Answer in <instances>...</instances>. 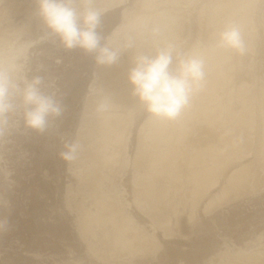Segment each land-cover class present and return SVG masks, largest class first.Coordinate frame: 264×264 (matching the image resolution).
<instances>
[{
    "label": "rangeland",
    "instance_id": "obj_1",
    "mask_svg": "<svg viewBox=\"0 0 264 264\" xmlns=\"http://www.w3.org/2000/svg\"><path fill=\"white\" fill-rule=\"evenodd\" d=\"M115 1L106 0L109 8L101 18V27L98 29L102 37L113 36L115 32L118 34L117 30L120 27V32L123 33L121 30L125 27L124 22L127 18L133 17L138 11L148 10L145 4L149 1L143 0L147 2L144 4L141 0L144 5L140 0H120L118 4H115ZM153 1L147 6H153ZM158 1H155L154 4ZM230 3L234 4L235 10L231 8V5L229 6ZM161 4L163 3L161 2ZM178 4L177 11L181 10L178 11L180 13L177 12V16L181 15L176 21L182 25L184 33L172 43L182 51L196 47L208 51L212 45L210 36L214 25L225 14H229L230 8L233 9L231 12L247 14L250 25L246 36L248 43L246 53L240 55L236 52H221V54L218 52L217 56L221 55L219 60L216 58L214 64H208L206 83L213 81L212 79L217 75L219 76L217 72L224 75L226 79L221 77L224 80V85L220 84L212 92L213 94H209V100L212 101L209 103L212 104H208L205 111L213 108L211 106H214V100H216L215 104L222 107L228 104V108L224 109L223 107L224 111L220 112V117L218 116L214 122L205 119L206 112L198 114L196 111H198L202 102L201 97L204 94L202 89L193 97L187 111L181 113L182 116L180 115L176 120L163 121L166 122L164 125H168V127L165 126L168 128L166 133L168 132L173 138L170 137V143L164 141L166 145H162L160 142L152 143V140L150 145H147L152 146L141 151L138 148L139 142L146 131V121L152 117L137 106L127 121L128 131L126 130L124 133L121 143L116 146L114 143L108 144L103 157L88 161L84 154L89 152L94 144H83V140L87 129L96 120L102 118L101 114L96 111L95 101L97 93L105 90L98 83V66L90 56H86L79 50H64L59 46L58 41L55 44L50 42L36 44L31 50L34 54L32 74L44 77L46 84L51 85V90L56 91L62 100L63 111L60 116L53 118L52 126L43 132L26 128L21 122L19 127L9 128L0 134V264H232L234 260H240L244 254L248 256L245 255V260L246 258L248 260L249 256L252 259H249L248 263L262 264L264 261V175L262 173L264 163H261V159L264 155V129L260 113L261 97L264 94V87H261L264 85V0H181ZM151 8L149 9L151 10ZM35 11L34 0H0V45L17 36L25 41L38 40L43 33V24L35 15ZM198 15H200L199 19ZM213 19L217 23L213 21V24H208ZM198 20L205 24L201 25L202 22L199 21V23ZM203 20H206L207 23ZM124 29L126 31V28ZM122 33L116 34V36L119 37ZM208 54L209 52L207 53L209 59ZM220 58L223 60L221 61ZM233 69L234 71H232ZM224 70H227L226 74ZM213 72L216 75H213L214 77H212ZM261 82L263 83L261 84ZM228 84L229 86H226ZM240 85L244 87L241 88ZM239 91L247 93L240 92V95L242 94L240 96ZM230 101L233 103L231 104ZM226 111L231 112L234 116L228 122L224 119ZM246 111L249 113L248 115H245ZM183 118L191 121V123L185 121L190 126L186 125ZM222 120H225L226 125L222 124L224 123ZM181 122H183V126L180 124ZM238 123L239 125L244 123L243 127L250 129L244 128V131L242 126H236ZM233 126L236 131H233ZM240 128L241 131L243 129L244 134L242 135H240L242 132L238 131ZM230 129L233 133L238 131L239 138H235V133L232 138L233 142L228 139H226L228 142L226 140L225 142L223 140V143L219 142L226 137L225 134H228L226 130ZM230 132L228 135L233 136ZM179 133L180 137L177 136ZM222 133L224 137H220L219 140L210 138V136L216 137ZM218 136L217 138H219ZM177 137L181 138L180 143L175 141L178 139ZM65 142L80 144L78 158L73 162L65 161L60 155L64 151ZM230 142L234 144L231 145L232 148L230 144L229 146L226 144L228 146L226 147L225 143ZM208 143H210L209 145L213 144L216 152L224 144L225 147L224 145L223 147L226 148V151L222 149L223 147L221 150L225 153L219 151V155L216 153V157L215 151L210 149L209 145V151H213L215 156L208 153L207 146H203ZM215 145L220 147L216 148ZM176 148L183 154L182 157H179L181 159L176 162L180 166L179 170L178 166L175 167L176 163L172 166L176 169V173L174 169H170L175 180H172L173 186L171 184L168 186L170 179L163 182L162 178L165 174H158L157 169V173L154 172L155 167L154 165L152 168L150 167L148 155L150 154L151 158L153 156L151 153L159 150L170 151L168 154L171 155H181ZM184 148L187 150L185 151ZM200 148L204 153L202 157L204 156L205 160L202 157L199 159L197 157V163L200 158L202 159L200 164L195 167L196 162L191 164L195 159L192 161L190 159L201 154L200 151L198 152ZM204 149L210 157L206 155ZM138 153L143 161L145 158L147 160L139 166L135 163ZM226 153L227 155H225ZM185 154L187 155L184 160ZM220 154H224L226 157ZM211 155L213 159H221L219 162L217 159L213 160L214 163L217 160L219 164L215 165L209 162L212 160ZM147 162L148 167L146 166ZM202 162L205 165L202 166L204 164ZM262 162H264V158ZM259 163L263 166L261 164L259 166ZM189 165L194 166L191 168ZM213 165L219 168L213 167L214 170ZM206 166H210L211 170L216 173L218 171L216 183L208 188L200 199L196 200L193 193L203 189L204 186L194 180L193 173L196 170H201L202 167L208 169ZM245 166L250 168L247 170L253 174L246 171ZM241 167L250 176H244L243 180L240 177L239 182L234 184L236 190L234 187L233 190L232 185L227 183L230 179L233 180L238 174H241ZM252 167L256 168L255 170L259 167L258 171L261 173L252 171ZM260 167L263 168L260 169ZM236 169L239 170L238 173ZM152 172L160 175V179ZM232 172L235 173L233 178L231 177ZM255 173L261 175L259 179L256 178L258 175ZM169 174L167 173V175ZM172 174L171 176H173ZM254 174L257 176L255 177ZM167 175L166 177H168ZM252 176L254 182L250 181ZM134 178L143 179L141 182L145 179L146 182L153 183L154 190L165 186L162 187V190L166 191L167 189L169 193L172 191L171 196L169 193V196L167 194L168 200H165L167 202L169 199L170 202L173 200L174 204H168L170 202L166 203L162 199L165 201L163 202L166 207L168 208V205L170 207L167 210L159 206L155 209L160 210H155L151 204L141 203L135 199L140 189L137 185L135 186V182L140 183V180L134 181ZM261 178L262 181H260ZM256 179L261 184L257 183ZM249 181L252 188H249L251 187ZM248 182L249 184H247ZM242 184L243 187L244 185L246 187L247 184V187H240ZM236 185H239L240 188ZM223 186L226 187L222 188ZM193 187L197 189L195 190ZM227 187L229 190H226ZM237 188L239 191L242 189L243 191L237 193ZM225 192L228 193V197H226L227 193L224 194ZM229 193H235L238 197L231 196L230 199L231 194ZM239 194H241L240 197ZM173 197L174 199H172ZM218 198L222 200V204ZM224 198L231 201L225 203ZM210 199H215V201L205 210L203 207ZM215 202L219 203L215 204ZM137 203H140V206ZM170 208L175 210L172 211ZM85 214H95L97 221L90 222L86 234H82L81 219ZM115 220L123 222L120 228L116 227L115 223L112 224ZM120 238L126 239L125 246L122 245ZM144 242L146 244L149 242V245L147 244L145 247ZM136 243H140L142 246L139 247L140 244ZM126 244L129 246L127 247L129 251H119L123 249L122 246L126 248ZM135 246L142 251H139Z\"/></svg>",
    "mask_w": 264,
    "mask_h": 264
},
{
    "label": "clouds",
    "instance_id": "obj_2",
    "mask_svg": "<svg viewBox=\"0 0 264 264\" xmlns=\"http://www.w3.org/2000/svg\"><path fill=\"white\" fill-rule=\"evenodd\" d=\"M34 3L35 15L43 24L38 40L25 41L17 36L0 45V134L19 127L21 122L26 128L43 132L63 111L62 100L51 85L46 84L44 77L32 74L31 50L38 43L58 41L64 50H79L90 56L97 66H111L123 51L137 47L129 61L127 82L139 108L157 121L176 120L205 87L207 49L182 51L170 41L141 48L134 43L133 33L142 35L149 31L143 21L119 37H102L98 29L109 8L106 0H34ZM248 30L246 13L225 14L211 33L212 51L244 55L248 50ZM150 34L160 36L162 29L153 26ZM97 97L96 111L109 112L110 98L103 92H98ZM63 147L62 159L73 162L78 158V142H65Z\"/></svg>",
    "mask_w": 264,
    "mask_h": 264
},
{
    "label": "bare ground",
    "instance_id": "obj_3",
    "mask_svg": "<svg viewBox=\"0 0 264 264\" xmlns=\"http://www.w3.org/2000/svg\"><path fill=\"white\" fill-rule=\"evenodd\" d=\"M141 1V0H140ZM143 1V0H142ZM141 1V3L143 4V2ZM145 1H149L148 3L147 2H144V4L145 3H147L148 5H150L149 3L152 1H150V0H145ZM155 1H157V0H154L152 3H153V6L155 5V6H157V7H155L154 6V8H153V6H147V4H145L146 5V7L148 8V10L146 9V7H145V11L144 10H142V12L140 11H138V13H135L134 14V16L133 17H129V18H127L126 20H125V22H124V28H126V30H128L129 28H131V27H133L134 25H137V24H139L140 22H146L147 23V25H148V29H149V31L148 32H145V33H143L142 35L141 34H137V33H133V35H134V43L136 44V45H138V46H140L141 48H151V47H153L154 46V44H157V43H162V42H164V41H170V42H172V41H177L178 39H179V37L180 36H182L183 35V33H184V31H182V29H183V27L181 28V24L180 23H178L176 20L178 19V16L179 15H181V14H179L178 16H177V12L179 11V10H181V9H179L178 11H177V9L178 8H176V6L177 5H179L178 3H179V1H181V0H162V1H158L157 3H155L154 4V2ZM120 2V0H116L115 1V4H118ZM161 2L163 3V4H161ZM113 3V2H112ZM151 3V4H152ZM165 3V4H164ZM142 4H141V6H142ZM143 4V5H144ZM188 4V3H187ZM232 6L231 8H234V4L232 5L231 3L229 4V6ZM238 5V4H237ZM237 5H235V6H237ZM241 5V4H240ZM143 7V6H142ZM152 7V8H151ZM238 7H239V5H238ZM149 8H151V10L149 9ZM230 8V12L229 13H232V12H235V11H232L231 12V10H233V9H231ZM240 8V7H239ZM239 8H237L236 7V9H239ZM234 10H235V8H234ZM178 13H180V12H178ZM199 16L200 15H198V19H199ZM201 16H202V14H201ZM202 19H203V17H201ZM201 19V20H202ZM183 20V19H182ZM201 20H198V22L200 21V22H202ZM218 20V19H217ZM203 21H206V20H203ZM212 21V22H211ZM213 21H215L216 22V20H210L209 22H208V24H213L214 22ZM199 22V23H200ZM206 23H207V21H206ZM217 23V22H216ZM184 24V23H183ZM205 23H201V25H204ZM200 25V24H199ZM250 25V24H249ZM122 26V25H121ZM153 26H160V28L162 29V35H160V36H157V37H153L151 34H150V29L153 27ZM205 27V26H204ZM121 28V27H120ZM120 28H118V32L119 33H122V32H120ZM124 28H122V30L121 31H123L124 32ZM185 28V27H184ZM117 29V28H116ZM124 29V30H123ZM200 30V29H199ZM118 33V34H119ZM117 34V32H115V35ZM117 34V35H118ZM202 38V37H201ZM211 48V47H210ZM208 49V51H207V53L209 52V59L207 58V63L208 64H211V63H213L214 64V61H215V59L217 58L218 60H219V57L221 56L220 54H221V52H219L220 54V56L218 57L217 55H218V52H214V51H212V49ZM137 51V47H133V48H129V49H127V50H125V51H123L122 53H121V56H120V58H119V60L117 61V63H115V64H113V65H111V66H98V69H97V74H98V76H99V78H98V83L101 85V86H103L104 88H105V90L103 91V94H105V95H107L109 98H110V100H111V104H112V107H111V109H110V111L109 112H107V113H104V114H101V116H102V118H100V119H98V120H96L88 129H87V131L85 132V139L83 140V144H89V143H93L94 144V147L92 148V149H90L89 150V152H87V153H85L84 154V157H85V159L86 160H88V161H93L94 159H99L100 158V156L101 157H103V154H104V150H105V148L107 147V145L108 144H110V143H114L115 144V146L116 145H118V144H120L121 143V141H122V138H123V135H124V133L126 132V130H127V127H129V126H127V121L131 118V116H132V113L133 112H135V110H136V108H137V106H138V102H137V99L135 98V97H133L132 95H131V86L128 84V82H127V69L129 68V67H131V65H130V63H129V61H130V58L135 54V52ZM207 53H206V55H207ZM232 57V56H231ZM241 57V56H240ZM237 58V57H236ZM240 59V58H239ZM218 60H216V61H218ZM220 60H221V58H220ZM223 60V59H222ZM221 60V61H222ZM238 60V59H237ZM239 62V61H238ZM216 63V62H215ZM210 67V66H209ZM228 69V68H227ZM232 69V68H231ZM225 71V74H226V72H227V70H224ZM231 71V70H230ZM232 71H234V69L232 70ZM215 72H213V74H212V77H214L213 75H215L214 74ZM217 74H219V76L217 75H215L216 77L215 78H213L212 80L213 81H211V82H208V83H206L205 84V87L203 88V91H204V94H203V96L201 97L202 98V102H201V104L199 105V108H198V111H196L198 114H200V113H204V112H206L207 114H205L206 115V117H205V119H209V120H213V122H214V120L216 121L217 120V117L219 116L220 117V112L221 111H224V109L225 108H228V104L227 105H224L223 107H224V109H223V107L222 106H219L218 104H215V102H216V100H214L215 102L213 103L214 104V106L212 105L211 107H213V108H211V109H209V111H205V110H207V108H208V104H212V103H209V102H212V101H210L209 100V94L210 93H212L213 91H215L217 88H218V86L220 85V84H222V85H224V80L223 79H221V77L223 78V77H225L224 75H220V72L218 73L217 72ZM222 74V73H221ZM230 76V75H229ZM225 79H226V77H225ZM96 80V79H95ZM226 81V80H225ZM243 81V80H242ZM241 81V83H243ZM223 82V83H222ZM228 82V81H227ZM234 83V82H233ZM263 82H261V84H262ZM230 84H231V82H230ZM245 84V83H244ZM260 84V85H261ZM222 85H221V87H222ZM246 85V84H245ZM226 86H229V84L228 85H226ZM233 86V85H232ZM231 86V87H232ZM241 86V88H243L244 86H242V85H240ZM247 86V85H246ZM221 87H219L220 89H221ZM238 87V86H237ZM236 87V88H237ZM262 88L264 87V85H262L261 86ZM225 89V88H224ZM224 89H223V93H224ZM227 89H229L230 90V88H227ZM260 89V88H259ZM219 90V89H218ZM228 90V91H229ZM233 91V90H232ZM231 91V92H232ZM238 91V90H237ZM247 91V90H246ZM218 92V91H217ZM230 92V91H229ZM240 92L241 91H239V95H240ZM244 93H242V94H245V93H247V92H245V91H243ZM215 93V92H214ZM213 94V93H212ZM221 94V93H220ZM225 94V93H224ZM223 94V95H224ZM241 94V95H242ZM233 95V94H232ZM237 95V94H236ZM238 95V96H239ZM240 95V96H241ZM221 96H222V94H221ZM230 96V95H229ZM212 97V96H211ZM223 97V96H222ZM221 97V98H222ZM98 98V97H97ZM213 98V97H212ZM224 98V97H223ZM229 98V97H228ZM231 98V97H230ZM233 98V97H232ZM239 98V97H238ZM211 99V98H210ZM233 100V99H232ZM244 101V100H243ZM231 102V101H230ZM248 102V101H247ZM261 102H262V108H261V117L260 118H262V122H261V124H263V129H264V94L262 95V97H261ZM218 103V102H217ZM224 103V102H223ZM233 102H231V104H232ZM246 104V103H245ZM209 105V106H210ZM244 105V104H243ZM227 106V107H226ZM238 106V105H237ZM242 106V105H241ZM96 107V106H95ZM230 107H231V105H230ZM206 108V109H205ZM229 109H231V108H229ZM239 109H241L240 107H239ZM238 109V110H239ZM187 111V110H186ZM229 111V110H228ZM242 112V111H241ZM222 113V112H221ZM244 113V112H243ZM242 114V113H241ZM249 113L246 111L245 112V115H248ZM182 116V115H181ZM187 116V115H186ZM244 116V115H243ZM226 117V118H225ZM225 117H224V119H226V121L228 122L229 120H231L234 116H232V113L231 112H227L226 111V114H225ZM195 118H197V116H195ZM183 119H185V118H183ZM191 119V118H190ZM187 119H185L184 120V122L186 121ZM197 120V119H196ZM204 120V119H203ZM240 120V119H239ZM238 120V121H239ZM180 121V120H179ZM205 121H208V120H205ZM204 121V122H205ZM223 122L225 121V120H222ZM147 123H146V131L144 132V134H143V136H142V138H141V140H140V142H139V150H141L142 151V149H144L145 150V148L146 147H149V146H147V145H150V142L152 141V143L154 142V143H157V142H160L162 145H166V142H164V141H169L168 143H170V140L171 139H173L171 136H170V134L167 132L166 133V129H168V128H166L165 126H167L168 127V125L166 124V125H164L165 123L164 122H161V121H157V120H155L154 118H148V121H146ZM187 122H189L188 120H187ZM197 122H199V121H197ZM219 122V121H218ZM231 122V121H230ZM240 122V121H239ZM183 122H181L180 124L183 126V124H182ZM186 123V122H185ZM189 123H191V121L189 122ZM189 123H186V125L187 126H190V124ZM195 123V122H194ZM207 123H209V122H207ZM244 123H245V120H244ZM244 123L242 124V125H239V123L236 125V126H242L243 127V125H244ZM180 124H178V126H180ZM199 124V123H198ZM217 124V123H216ZM223 125L225 124L226 125V123L224 122V123H222ZM241 124V123H240ZM246 124V123H245ZM131 125V124H130ZM210 125V124H209ZM171 126H172V124H171ZM245 126V125H244ZM247 126V125H246ZM216 127V126H215ZM175 128V127H174ZM179 128V127H178ZM207 128V127H206ZM218 128V127H217ZM233 128H234V126H233ZM250 129V128H246V127H243V129ZM145 129V128H144ZM180 129V128H179ZM238 129H239V127H238ZM237 129V130H238ZM243 129H242V131H241V128H240V130H238L239 132L241 131L242 133L240 134L238 131V135L240 134V135H242V134H244L243 133ZM245 129H244V131H245ZM173 131L175 130V129H172ZM178 130V129H177ZM176 130V131H177ZM184 130V129H183ZM193 130V129H192ZM231 130V129H230ZM230 130H226V132L229 134V132H230ZM128 131V130H127ZM200 131V130H199ZM202 131V130H201ZM232 131V130H231ZM233 131H236L235 130V128H234V130ZM233 131H232V133L230 132V134L232 135L233 134V136H229L228 134H225L226 135V137H224L223 135V133L221 134V135H217L219 138H217V136L215 137H211L210 135V138L212 139V138H214V139H216V140H219L220 139V137L222 138V137H224V139L222 138V140H220L219 142H221L222 141V143H223V140H224V142H225V140L226 139H228V141H232L233 142V137H234V134L236 135L235 136V138H239L238 136H237V132H234L233 133ZM248 131V130H247ZM246 131V132H247ZM264 131V130H263ZM179 132V131H178ZM204 132V131H203ZM128 133V132H127ZM200 133V132H199ZM217 133V132H216ZM225 133V132H224ZM203 134V133H202ZM246 134V133H245ZM206 135V134H205ZM204 135V136H205ZM208 135V134H207ZM206 135V136H207ZM228 135V136H227ZM174 136V135H173ZM178 137H180V133H179V135H177ZM200 136H202L201 135V133H200ZM170 137H171V139H170ZM177 137V138H178ZM182 137V139H183V135L181 136ZM264 137V136H263ZM200 138V137H199ZM208 138V137H207ZM234 138V139H235ZM240 138H242V137H240ZM169 139V140H168ZM174 139H175V137H174ZM179 139V140H178ZM177 140H175V141H177V142H181L180 140H181V138H178ZM211 139H209V140H211ZM229 139H232V140H229ZM262 139V138H261ZM196 140V139H195ZM203 140H205V139H203ZM213 140V139H212ZM148 141V142H147ZM227 141V140H226ZM227 141V142H228ZM235 141H237V140H235ZM262 141H263V139H262ZM184 142V141H183ZM182 142V143H183ZM196 142V141H195ZM232 142H230V143H225V145L227 144L228 146H229V144H230V146L233 144ZM151 143V144H152ZM165 143V144H164ZM176 143V142H175ZM178 143V144H179ZM211 143V142H210ZM210 143H208V144H206V145H203V146H207V148H208V150H207V152L208 153H210V154H212V155H214L215 156V154L216 153H218V155H219V151H222L221 150V148L223 147V145H221L222 147L218 150V152H216L217 150L216 149H214L215 147H213V144H211V145H209ZM221 143V144H222ZM235 143V142H234ZM195 144V143H194ZM262 144V143H261ZM175 145V144H174ZM181 145V144H180ZM208 145L209 146H211V147H213V148H211L210 147V149H213L214 151H215V154H214V152L212 153V152H210L209 151V147H208ZM225 145H224V147H225ZM226 145V147H228ZM234 145V144H233ZM232 145V146H233ZM152 146V145H151ZM150 146V147H151ZM202 146V147H203ZM216 146V145H215ZM232 146H231V148H232ZM149 147V148H150ZM185 147V146H184ZM201 147V148H202ZM204 147V148H205ZM217 147H220V146H216V148ZM224 147L222 148L223 150H225L224 149ZM110 148H111V146H110ZM174 148V147H173ZM178 148V147H177ZM176 148V149H177ZM200 148V150H198V152L200 151V155L198 154V156H196V155H194V156H196V157H194V158H192V159H190L191 161L192 160H194V162H191V164L192 163H197V160L199 159V157H202V155H204V153H202L201 152V149ZM207 148H205V149H207ZM231 148H229V149H231ZM261 148V147H260ZM259 148V149H260ZM170 149V148H169ZM172 149V148H171ZM185 149V148H184ZM198 149H199V147H198ZM204 149V151H205V153H206V155L208 156V157H210V155H208L207 154V152H206V150ZM263 149V148H262ZM147 150V149H146ZM156 150V149H155ZM159 150V149H158ZM178 150V149H177ZM176 150V151H177ZM187 150V148L185 149V151ZM195 150H196V148H195ZM181 150H178V152H180ZM226 151V150H225ZM225 151H222V153L224 152L225 153ZM261 151V150H260ZM170 152V151H169ZM169 152H167V150L166 151H163V150H159V151H156V152H153V153H151V155L153 154V156L150 158L149 156H150V154L148 155V158H149V165H150V167L152 168L153 167V165H154V172H156V169H157V171H158V174L160 173V175L163 173V174H165V176L162 178V180H163V182L166 180V179H170V182H168V186H170V184H171V186H173L172 185V180H175L174 178H175V176L172 174V170L174 169V171L176 170L175 168H173L172 166H173V164H175L179 159H181V158H179L180 156L182 157V154L183 153H181V155H175V154H173L172 152V154L173 155H171V154H168ZM173 152H174V149H173ZM177 152V153H178ZM262 152H263V150H262ZM111 153V152H110ZM175 153V152H174ZM176 153V154H177ZM197 153V152H196ZM227 153H230V152H227ZM227 153L225 154V155H227ZM232 153V152H231ZM263 154V153H262ZM112 155H113V153H112ZM112 155L110 154V156L112 157ZM186 155L187 154H185V157H184V160H185V158H186ZM205 155V156H206ZM212 155H211V159L212 160H210L209 162H212V164L214 163V159H217L218 160V162L219 161H221V159L219 160L218 158H212ZM220 155H223V157H226V156H224V154H220ZM115 156V155H114ZM136 156H138V158L136 159V165H140L142 162H146L147 160H146V158H145V161H143V159H141L140 157H139V153H138V155H136ZM193 156V155H192ZM213 156V157H214ZM231 156H232V154H231ZM244 156V155H243ZM198 157V159H196ZM207 157V158H208ZM216 157H217V154H216ZM218 157H220V156H218ZM223 157H221L222 159H223ZM203 159L205 158L204 156L202 157ZM202 158H200V160L202 159ZM229 158V157H228ZM231 158V157H230ZM241 158V157H240ZM263 158H264V155H263V157H262V159H261V157H260V159H261V163H264V162H262L263 161ZM80 159V158H79ZM82 159V158H81ZM84 159V160H85ZM108 159V158H107ZM109 159H111V158H109ZM208 159H210V158H208ZM260 159H259V161H260ZM83 160V159H82ZM199 160V162H201ZM205 160V159H204ZM203 160V161H204ZM217 160H215L216 161V163H217ZM224 160H225V158H224ZM228 160V159H227ZM236 160V159H235ZM109 161V160H108ZM112 160H110L109 162H111ZM121 161V160H120ZM207 161V160H206ZM230 161V160H229ZM232 161V160H231ZM258 161V162H259ZM108 162V163H109ZM197 163V164H194L195 165V167L198 165V164H200V163ZM205 162V161H204ZM204 162H202V163H204ZM223 162V161H222ZM94 163V162H93ZM92 163V164H93ZM105 163H107V162H105ZM107 163V164H108ZM127 163V162H126ZM134 163V164H135ZM190 163V162H189ZM188 163V164H189ZM208 163V162H207ZM214 163L215 165H217V164H219V163ZM261 163H259V166H260V164ZM180 164V163H179ZM209 164V163H208ZM222 164V163H221ZM100 165V164H99ZM148 165V162L146 163V166L148 167L149 166ZM185 165V164H184ZM187 165V164H186ZM185 165V166H186ZM193 165V166H194ZM203 165H205V163L204 164H202V166ZM250 165V164H249ZM252 165H253V163H252ZM178 166V167H177ZM193 166H190L189 165V167H193ZM201 166V165H200ZM211 166V165H210ZM210 166H206L208 169H206L205 167L202 169L201 168V170H196L194 173L192 172V171H190V173L192 172L193 173V175H194V177H195V181L196 182H198V183H200V185L202 184L204 187H203V189H200L199 191L197 190L195 193H193L194 194V196H196V200H198V199H200V197L204 194V193H206V191H207V189L208 188H210L211 186H213L215 183H216V179H217V173H218V171H217V173H216V171H214L215 169L213 168V167H215L214 165L212 166V168L214 169V170H211V167ZM221 166V165H220ZM225 166V165H224ZM261 166H263L262 164H261ZM98 167V166H97ZM172 167V168H171ZM175 167H177V169L179 170V165H177V163L175 164ZM210 167V168H209ZM244 167V166H243ZM243 167H241V170L243 171ZM250 167V166H249ZM99 168V167H98ZM151 168H150V170H151ZM184 168V167H183ZM200 168V167H199ZM215 168H219V167H215ZM221 168V167H220ZM245 168H246V166H245ZM263 167H260V169H262ZM170 169H172V170H170ZM247 169H249L250 170V168H246L245 170L246 171H249V170H247ZM256 168H254L253 169V167L251 168V170L253 171V170H255ZM258 169H259V167L257 168V170H255V172H257L258 171ZM152 170V171H153ZM177 170V171H178ZM187 170V169H186ZM186 170H184V171H186ZM189 170V169H188ZM240 170V171H241ZM263 170H264V168H263ZM262 170V171H263ZM171 171V172H170ZM173 171V172H174ZM236 171H237V173H238V171L239 170H237L236 169ZM241 171V174H238L237 175V177L236 178H233V176H234V174L235 173H233V175L231 176V174H230V176L233 178V180H231L230 179V181H228V183L227 184H229L230 186L232 185V188L235 186L234 184L235 183H238L239 182V179H241L240 177H242V180L244 179V176H247V177H249L250 175L249 174H246L245 173V171H243L242 172ZM154 172H152L153 174H156V173H154ZM250 173H252L251 171H249ZM75 173V172H74ZM79 173H80V171H79ZM78 173V174H79ZM151 173V174H152ZM167 173L169 174V173H171L173 176H171V174H169V175H167ZM175 173H176V171H175ZM174 173V174H175ZM189 173V174H190ZM240 173V172H239ZM257 173H261V172H257ZM257 173H255V174H257ZM263 173V175H264V171L262 172ZM80 174H82V173H80ZM100 174V173H99ZM146 174V173H145ZM152 174V175H153ZM179 174V173H178ZM189 174H187L188 176H189ZM220 174V173H219ZM246 174V175H245ZM253 174V173H252ZM254 174V175H255ZM159 175V176H160ZM166 175L168 176V177H166ZM258 175V174H257ZM257 175H255V177L257 176ZM263 175H262V177H263ZM135 176V175H134ZM154 176H157L159 179H160V177L156 174V175H154ZM176 176H178V175H176ZM261 176V175H260ZM259 175H258V177H256V178H258L259 179V177H260ZM157 177H155V178H157ZM166 177V178H165ZM170 177V178H169ZM173 177V178H172ZM192 177V176H191ZM235 177V176H234ZM139 178V177H138ZM137 178V179H138ZM136 178H134V181H138V180H140V179H136ZM142 179V178H141ZM264 179V178H263ZM143 180V179H142ZM142 180H140L139 182L140 183H137V182H135V186L137 185L140 189L138 190V192L137 191H135V192H137V198H135V199H137L138 201H140L141 203H146V204H151L154 208L153 209H155V207L157 208H159V206H160V208H163V209H167L168 210V208L170 207L169 205H168V208L166 207V204H164V202L166 201L165 199H167V198H169L168 196H169V194L172 192L171 190V192L169 193L168 191L169 190H167L166 189V191L165 190H162V187H165V186H162V187H159L158 189H155L154 190V186L155 185H152V184H150V183H148V182H146L145 181V179H144V181L143 182H141ZM146 180H149V179H146ZM156 180H158V179H156ZM192 180V179H191ZM226 180H229V179H226ZM242 180H240V182L242 181ZM245 180H248V179H245ZM150 181V180H149ZM168 181V180H167ZM177 182H178V180H176ZM250 181H253L254 182V180H253V176H252V179H250ZM249 181V182H250ZM256 181H257V179H256ZM260 181H262V178H261V180ZM260 181H257V183H259ZM180 182V181H179ZM189 182H190V180H189ZM227 182V181H226ZM243 182V181H242ZM241 182V183H242ZM246 182V181H245ZM249 182L247 183V184H249ZM134 183V182H133ZM240 183V184H241ZM160 184V183H159ZM158 184V185H159ZM243 184H244V182H243ZM243 184H242V186H240V187H243ZM247 184H246V187H247ZM255 184V183H254ZM253 184V185H254ZM259 184H261V182L259 183ZM158 185H156V186H158ZM183 185V184H182ZM223 185H225V184H223ZM250 185H251V182H250ZM249 185V186H250ZM160 186V185H159ZM167 186V185H166ZM198 186V185H197ZM227 186V185H226ZM226 186H223L222 188H224V187H226ZM237 186V185H236ZM239 186V185H238ZM237 186V187H238ZM258 186V185H257ZM183 187V186H182ZM195 187V186H194ZM193 187V188H194ZM202 187V186H201ZM207 187V188H206ZM240 187H238V188H240ZM244 187H245V185H244ZM243 187V188H244ZM245 187V188H246ZM259 187H261V186H259ZM258 187V188H259ZM205 188H206V190H205ZM231 188V187H230ZM235 188V187H234ZM234 188H233V190H234ZM237 188V190H238V192L237 193H240V191H243V189L242 190H240L239 191V189ZM249 188H252V185H251V187H249ZM135 189H137V188H135ZM161 189V190H160ZM170 189V188H169ZM195 190L197 189V188H194ZM255 189H257V188H255ZM254 189V190H255ZM157 190V191H156ZM160 190V191H159ZM226 190H229V187H227V189ZM235 190H236V188H235ZM247 190V189H246ZM245 190V191H246ZM251 190V189H250ZM253 190V189H252ZM251 190V191H252ZM221 191V190H220ZM224 191V190H223ZM231 191V190H230ZM244 191V192H245ZM165 192H167V193H165ZM248 192V191H247ZM169 193V194H168ZM227 192H225L224 194H226ZM233 193V192H232ZM236 193V192H235ZM235 193L234 194H231V193H229V194H231L230 195V199L232 198L231 196H237V195H235ZM236 193V194H237ZM242 193V192H241ZM167 194H168V196H167ZM173 195H174V193H172ZM221 194V193H220ZM223 194V193H222ZM136 195V194H135ZM240 195L241 194H239V197H240ZM170 196H171V194H170ZM214 196H216V195H214ZM217 197V196H216ZM226 197H228V193H227V196ZM233 197V198H234ZM238 197V196H237ZM211 198V197H210ZM221 198V197H220ZM220 198H218L219 200H220V203L222 204V200L220 199ZM162 199H164L163 201H162ZM172 199H174V197L172 198ZM194 199V198H193ZM217 199V198H216ZM225 199V198H224ZM228 199V198H227ZM230 199H228V200H226L225 199V203H227V201L228 202H230L231 200ZM235 199V198H234ZM233 199V200H234ZM168 200V199H167ZM196 200H193V201H196ZM219 200H216V201H219ZM230 200V201H229ZM137 201V202H138ZM172 202H173V200H171ZM214 201H215V199H210L209 201H208V203H206V205H205V207H203L204 209L206 208H208L209 206H211L212 205V203H214ZM162 202H163V204H162ZM168 202H170V199H169V201ZM167 201H166V203H168ZM172 202H170V203H168V204H171ZM135 203H136V200H135ZM216 203H219V202H215V204ZM224 203V202H223ZM138 204V206H140V203H137ZM161 204L162 205H164L163 207L161 206ZM172 204H174V203H172ZM214 204V205H215ZM224 205V204H223ZM172 206V205H171ZM174 206V205H173ZM216 206V205H215ZM218 206H220V205H218ZM222 206V205H221ZM144 207H146V206H144ZM166 207V208H165ZM176 207V206H175ZM175 207H171V208H175ZM194 207V206H193ZM214 207V206H213ZM151 209H152V207H150ZM170 208V209H171ZM103 209H104V206H103ZM169 209V210H170ZM203 209V210H204ZM205 209V210H206ZM212 209V208H211ZM138 210V209H137ZM155 210H160V209H155ZM172 211H174L173 209H171ZM210 210V209H209ZM166 211V210H165ZM208 211V210H207ZM83 212V211H82ZM140 212H142V211H140ZM204 213H205V211H203ZM84 213V212H83ZM147 213V212H146ZM207 213V212H206ZM152 214V213H151ZM150 216H152V215H150ZM102 218V217H101ZM157 218V217H156ZM153 219V218H152ZM94 220H96L97 221V217H96V215L95 214H85L83 217H82V219H81V232H82V234H86V231L88 230V226H89V223L91 222V223H93L92 221H94ZM156 220V219H155ZM102 221V220H101ZM100 221V222H101ZM104 221V220H103ZM123 221V220H122ZM163 221H165V220H163ZM105 222V221H104ZM155 222V221H154ZM157 222H158V220H157ZM156 222V223H157ZM106 223V222H105ZM115 223V225H116V227H119L120 228V226H121V224L123 223H121L120 221H116L115 220V222L113 221V223L112 224H114ZM107 224H109V223H107ZM155 224V223H154ZM164 223H162V225H163ZM156 225V224H155ZM158 225H160V224H158ZM157 225V226H158ZM165 225V224H164ZM99 227H100V225H99ZM113 228H115V227H113ZM116 229V228H115ZM117 230V229H116ZM166 233V232H165ZM169 234V233H168ZM105 237V236H104ZM119 237V236H118ZM117 237V238H118ZM121 237V236H120ZM121 239V238H120ZM126 239H121L120 241H121V243H123L122 245H124L125 243H126V241H125ZM104 241V240H103ZM123 241V242H122ZM105 242V241H104ZM118 242V241H117ZM129 242V241H128ZM132 242V241H131ZM146 242V241H145ZM144 242V246L146 247V245L149 243V242H147V244ZM141 243V242H140ZM140 243H136V244H140ZM106 244V243H105ZM133 244V243H132ZM131 244V245H132ZM129 245H130V243H129ZM149 245V244H148ZM125 246V245H124ZM124 246H122L123 247V249H121V250H119V251H129V249H127V247H129L127 244H126V248H124ZM142 246V244H140V246L139 247H141ZM134 247V246H133ZM136 248H138L137 246H135ZM149 247V246H148ZM117 248V247H116ZM134 249V248H133ZM132 249V250H133ZM139 249V248H138ZM131 250V249H130ZM137 250V249H136ZM142 251V249H139V251ZM138 251V250H137ZM144 251V250H143ZM120 253V252H119ZM120 255H121V253H120ZM246 254H244V258L242 257V258H240V260L238 259L237 261H235L234 260V262L232 263V264H251V263H248V260L249 259H251L250 258V256H249V258H248V260H247V258H246V260H245V257L247 256H245ZM248 257V256H247ZM252 258H254V257H252ZM255 259V258H254ZM253 259V260H254ZM257 259V258H256ZM252 260V259H251ZM256 261V260H255ZM259 261H260V259H259ZM250 262H252V261H250ZM264 262V261H263ZM263 262H262V264H263ZM231 263V262H230ZM253 263V262H252ZM257 264H258V262H256ZM254 264V263H253Z\"/></svg>",
    "mask_w": 264,
    "mask_h": 264
}]
</instances>
